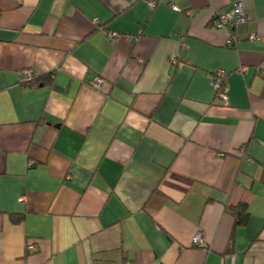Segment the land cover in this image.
Listing matches in <instances>:
<instances>
[{"label":"crops","instance_id":"obj_1","mask_svg":"<svg viewBox=\"0 0 264 264\" xmlns=\"http://www.w3.org/2000/svg\"><path fill=\"white\" fill-rule=\"evenodd\" d=\"M155 1L0 0V264H264V0Z\"/></svg>","mask_w":264,"mask_h":264},{"label":"built area","instance_id":"obj_2","mask_svg":"<svg viewBox=\"0 0 264 264\" xmlns=\"http://www.w3.org/2000/svg\"><path fill=\"white\" fill-rule=\"evenodd\" d=\"M147 4L150 8H154L156 5L155 0H146ZM171 7L174 10H179L177 6L174 4H171ZM250 19L249 13L245 10L244 6L240 3L237 2L235 3L232 8L230 9H223V10H217L214 13L213 16V23L214 27L220 28V29H227L231 28L233 26H236L238 24L244 23ZM93 23L97 26H100V21L97 18L93 19ZM231 35V34H230ZM119 35L115 32L108 33V37L110 40H113L114 38L118 37ZM126 38L127 40L135 42L138 38L134 36H122ZM250 40H259L260 37L251 33L247 37ZM237 39L233 36L230 38V44L235 43ZM175 60L172 58V61ZM25 74L24 81L32 80L36 76L33 74L32 70L30 69H25L23 70ZM225 72L224 70L221 69H216L213 72V76L210 79V85L212 88L216 91V96L218 99L222 101V103L227 104L228 103V85L225 81ZM103 83V79L101 77H94L93 79L90 80L89 84L94 88V89H100L101 85ZM23 197L19 198V201H22ZM193 243L198 246H204L205 243L204 241L200 238V234H197L193 238ZM29 249H33L34 246L32 244L28 245Z\"/></svg>","mask_w":264,"mask_h":264},{"label":"trees","instance_id":"obj_3","mask_svg":"<svg viewBox=\"0 0 264 264\" xmlns=\"http://www.w3.org/2000/svg\"><path fill=\"white\" fill-rule=\"evenodd\" d=\"M99 28V26H97ZM53 78V73L47 75V78L37 79L36 77L32 80L24 81L26 85L37 86L39 83L42 85L48 84ZM226 211L231 214L235 219L236 225H242L245 223L247 218L246 207L244 204H238L236 206L226 207ZM16 220V219H13Z\"/></svg>","mask_w":264,"mask_h":264}]
</instances>
